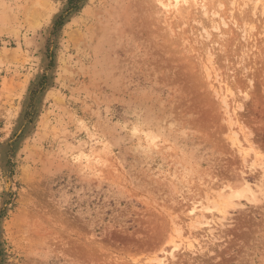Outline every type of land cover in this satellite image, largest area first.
Returning a JSON list of instances; mask_svg holds the SVG:
<instances>
[{
  "label": "rangeland",
  "instance_id": "obj_1",
  "mask_svg": "<svg viewBox=\"0 0 264 264\" xmlns=\"http://www.w3.org/2000/svg\"><path fill=\"white\" fill-rule=\"evenodd\" d=\"M69 1L0 0V264H264V0Z\"/></svg>",
  "mask_w": 264,
  "mask_h": 264
},
{
  "label": "bare ground",
  "instance_id": "obj_2",
  "mask_svg": "<svg viewBox=\"0 0 264 264\" xmlns=\"http://www.w3.org/2000/svg\"><path fill=\"white\" fill-rule=\"evenodd\" d=\"M184 1H186V0H184ZM4 89V88H3ZM224 102V101H223ZM224 104H225V102H224ZM235 140H236V138H235ZM237 142H239V141H237ZM236 143V142H235ZM233 144V143H232ZM237 144V143H236ZM236 144H233L234 146L236 145ZM240 144V143H239ZM237 146V145H236ZM240 150V149H239ZM246 157V155H244L243 154V156L242 157ZM256 165H258V164H256ZM246 184V183H245ZM244 190H246V189H244ZM243 190V191H244ZM248 190V189H247ZM243 191H234L231 195H229L228 197H225V196H222V195H220V196H222V198H221V203L219 204V205H217L216 207H214V208H205V210L206 211H211V213H210V215L213 217V218H215V219H217V221H219V222H217V224H216V222H214V221H212V223L211 222H205V223H203V226H205L207 229H208V232H210V231H212L213 230V227L214 226H217V225H219V226H222V221L224 220V215H225V208L226 207H228L229 205H230V199H231V197H236V198H239V197H241L242 195H243ZM251 193V192H250ZM246 196V195H245ZM193 211H195V208L193 207L192 208V210L190 211V213L191 212H193ZM215 213H214V212ZM215 214H217V217H214V215ZM172 243V242H171ZM172 245L174 246V249L172 250V252L171 253H169L168 255L170 256V257H173V255H174V252L176 251V249L178 248V245H176V243L174 244V241H173V243H172ZM193 246L191 245V244H189L188 243V246H187V248L188 249H191ZM159 261H160V263H161V259H159ZM163 264L165 263V262H162Z\"/></svg>",
  "mask_w": 264,
  "mask_h": 264
},
{
  "label": "trees",
  "instance_id": "obj_3",
  "mask_svg": "<svg viewBox=\"0 0 264 264\" xmlns=\"http://www.w3.org/2000/svg\"><path fill=\"white\" fill-rule=\"evenodd\" d=\"M77 1V0H75ZM70 6L68 7V9L66 10V12L64 13V15L59 16L53 24V33L56 32L62 25L64 18L68 15V11L69 9H71L72 7V0L69 1ZM44 77L42 78V80L40 81V83L38 84V90L33 91L32 95H34L35 93H37L38 91H41L43 89L44 86Z\"/></svg>",
  "mask_w": 264,
  "mask_h": 264
}]
</instances>
